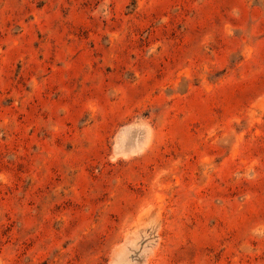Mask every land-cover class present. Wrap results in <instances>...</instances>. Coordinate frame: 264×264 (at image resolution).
Wrapping results in <instances>:
<instances>
[{
	"label": "rangeland",
	"instance_id": "374dc122",
	"mask_svg": "<svg viewBox=\"0 0 264 264\" xmlns=\"http://www.w3.org/2000/svg\"><path fill=\"white\" fill-rule=\"evenodd\" d=\"M0 264H264V0H0Z\"/></svg>",
	"mask_w": 264,
	"mask_h": 264
}]
</instances>
